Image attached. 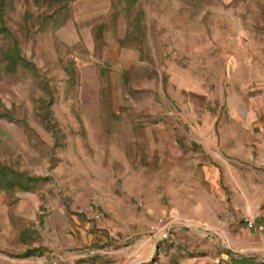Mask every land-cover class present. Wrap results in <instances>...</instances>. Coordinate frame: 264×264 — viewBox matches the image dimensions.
Masks as SVG:
<instances>
[{"label":"rangeland","instance_id":"1","mask_svg":"<svg viewBox=\"0 0 264 264\" xmlns=\"http://www.w3.org/2000/svg\"><path fill=\"white\" fill-rule=\"evenodd\" d=\"M263 137L264 0H0V250L26 264L200 237L263 264Z\"/></svg>","mask_w":264,"mask_h":264},{"label":"crops","instance_id":"2","mask_svg":"<svg viewBox=\"0 0 264 264\" xmlns=\"http://www.w3.org/2000/svg\"><path fill=\"white\" fill-rule=\"evenodd\" d=\"M250 136H251V134H250ZM259 136L261 137L262 135H259ZM256 137H258V135L254 134L253 137L251 138L252 140L249 142V145H254L255 144L254 143V139ZM262 149H263V146H262ZM262 149H261V151H262ZM241 160L244 161V162H249V161H245L244 159H241ZM258 166L261 167V168H264V163H260V165H258ZM227 169L230 170V165L229 164H227ZM233 169H235V168H233ZM257 202H258L257 203L258 204L257 207H258V209H260V211H257L258 213H256V217H257L258 220H261L262 223H263L262 224L263 227H260L259 229L264 234V213H263V210H264V197L260 198V199H257ZM246 205L249 206L250 204L247 202ZM7 210H9V208H7ZM243 216H246V215L243 214ZM245 218H249V217L246 216ZM56 219H57V216H56ZM8 222L11 223V219L10 218H8ZM2 228H3V225L0 224V233L2 232ZM20 232L21 231H16L14 229V238H16V240H18V241H21V239H20L21 233ZM241 232H242V234L244 236H246L245 235L246 231L244 229H242ZM202 238L203 237H200V239H198V240L196 239V243L198 245V249L195 250V255H187V256H185L186 258L180 260L178 262V264H241V263H238V262L236 263L235 260L234 261H227V262L224 261L223 259L228 258V256L224 255L223 253H220L218 250H213L211 248L210 244L208 243V241H206L205 239H202ZM197 245H196V247H197ZM31 250H33V249H31ZM27 251L28 250H26L25 252H23L21 254L20 253L18 254V253H14L12 251L10 252V251L2 249V250H0V264H26ZM221 257H223L222 261H221Z\"/></svg>","mask_w":264,"mask_h":264},{"label":"built area","instance_id":"3","mask_svg":"<svg viewBox=\"0 0 264 264\" xmlns=\"http://www.w3.org/2000/svg\"><path fill=\"white\" fill-rule=\"evenodd\" d=\"M245 222L247 223V226L250 229H253L256 226L255 221H253V220L245 219ZM167 236H168L167 233H165L164 238H166ZM262 263L264 264V260H262Z\"/></svg>","mask_w":264,"mask_h":264},{"label":"trees","instance_id":"4","mask_svg":"<svg viewBox=\"0 0 264 264\" xmlns=\"http://www.w3.org/2000/svg\"><path fill=\"white\" fill-rule=\"evenodd\" d=\"M28 255H29V253H28ZM28 255H27V256H28Z\"/></svg>","mask_w":264,"mask_h":264}]
</instances>
